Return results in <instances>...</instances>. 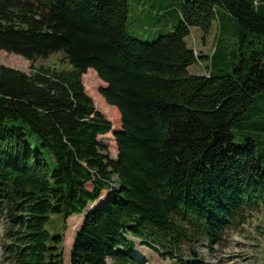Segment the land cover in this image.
Wrapping results in <instances>:
<instances>
[{"label":"trees","instance_id":"1","mask_svg":"<svg viewBox=\"0 0 264 264\" xmlns=\"http://www.w3.org/2000/svg\"><path fill=\"white\" fill-rule=\"evenodd\" d=\"M177 10L170 33L143 42L126 30L127 0H0V49L28 60L59 52L68 65L27 73L0 63L6 264H64L62 235L46 224L84 212L102 190L110 195L84 214L70 264H137L134 237L188 264L183 244L218 243L246 205L264 206V0ZM225 18L237 38L231 67L218 44L204 57L184 41ZM198 58L203 75L187 71ZM89 68L120 115L116 152L81 81Z\"/></svg>","mask_w":264,"mask_h":264},{"label":"rangeland","instance_id":"2","mask_svg":"<svg viewBox=\"0 0 264 264\" xmlns=\"http://www.w3.org/2000/svg\"><path fill=\"white\" fill-rule=\"evenodd\" d=\"M185 0H127L128 14L126 19L127 32L143 42H154L159 35L170 33L178 19L177 3ZM171 3V7L170 6ZM170 12L166 10L170 9ZM235 23L231 18L223 19L220 30L219 21L212 22L210 31L204 34L198 27H191L189 34L184 38L186 45L197 55L210 56L217 44L224 52L223 61L228 67L236 61L233 54H237V38L235 36ZM63 55L53 53L46 58L28 60L21 55L0 49V63L27 73L40 65L50 68H67L66 62H61ZM208 61L198 58V61L187 67L191 74L203 75ZM87 69L81 76L85 92L92 98L95 108L111 122V129L107 134L108 148L116 152L113 132L121 128L118 110L107 104L100 94V88L105 83L95 72ZM97 102V105H96ZM91 185L88 183L87 187ZM117 187L115 183L111 185ZM110 195V190H102L101 199L88 204L85 211L72 215L65 220L59 214H54L46 224L51 233L62 235L60 244L64 264H70L69 254L72 248L76 231L83 221L87 210L97 208ZM255 201V199L253 198ZM246 205L242 215L224 232L218 243H207L200 239L191 244L185 243L181 247L180 256L188 264H264V206ZM4 238V221L0 218V264H6L2 259L1 242ZM131 238V237H130ZM135 243L133 251L134 261L137 264H173L165 256L158 254L140 243L138 238H131ZM195 253V257L191 253ZM169 260V261H168ZM110 262V259H108Z\"/></svg>","mask_w":264,"mask_h":264},{"label":"water","instance_id":"3","mask_svg":"<svg viewBox=\"0 0 264 264\" xmlns=\"http://www.w3.org/2000/svg\"><path fill=\"white\" fill-rule=\"evenodd\" d=\"M192 255H193V256H195V253H194V252H192Z\"/></svg>","mask_w":264,"mask_h":264}]
</instances>
